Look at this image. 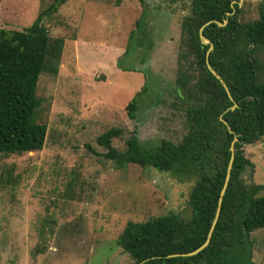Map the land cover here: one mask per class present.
<instances>
[{"label":"rangeland","instance_id":"rangeland-1","mask_svg":"<svg viewBox=\"0 0 264 264\" xmlns=\"http://www.w3.org/2000/svg\"><path fill=\"white\" fill-rule=\"evenodd\" d=\"M52 0H0V28L28 26ZM191 0H64L41 15L50 39L62 47L56 71L43 69L33 120L45 125L39 150L0 152V264H131L116 239L127 221L161 214L186 216L193 182L153 167H115L95 137L113 126L118 150L134 134L155 146L177 143L185 132L184 106L175 96L181 64L180 21ZM239 20L264 10V0H240ZM142 13L143 43L124 53ZM264 79V45L255 51ZM134 68L140 69L136 71ZM145 84L132 117L125 105ZM252 166L245 182L262 184L264 135L242 147ZM253 264H264V228L250 233Z\"/></svg>","mask_w":264,"mask_h":264},{"label":"trees","instance_id":"trees-1","mask_svg":"<svg viewBox=\"0 0 264 264\" xmlns=\"http://www.w3.org/2000/svg\"><path fill=\"white\" fill-rule=\"evenodd\" d=\"M237 1L191 0L190 14L180 21V40L185 38L186 43L178 53L181 64L176 69L174 92L184 106L185 132L177 143L161 139L147 146L132 133L118 150L111 139L121 129L111 126L95 137L103 152L86 147L117 168L134 163L193 180L186 216L167 213L125 223L116 243L131 264H253L250 233L264 228V193L259 194L262 184L241 177L244 168L252 166L242 147L264 135V79L255 55L264 45V10L257 18L240 22ZM63 2L52 0L20 30L0 28V152L35 151L43 145L45 125L33 120L38 105L34 91L43 69L55 73L62 40L49 38L41 15L56 11ZM208 20L224 22L204 25L201 34L211 42L206 60L224 81L231 99L204 64L208 44L199 41L198 28ZM144 35L141 13L123 52L142 45ZM144 90L145 84L126 103L130 117ZM232 101L236 106L229 109ZM232 140L229 177L208 243L192 255L166 256L191 251L205 240Z\"/></svg>","mask_w":264,"mask_h":264},{"label":"water","instance_id":"water-1","mask_svg":"<svg viewBox=\"0 0 264 264\" xmlns=\"http://www.w3.org/2000/svg\"><path fill=\"white\" fill-rule=\"evenodd\" d=\"M239 2L240 0L237 1V5L239 6ZM210 22H215L217 25L221 26L224 24V22H218V21H214V20H208L206 22H204L201 26H199L198 28V38H199V41L201 43H207L208 44V47L205 51V60H204V64H205V67L206 69L210 72V74L212 76H214V78H216L218 80V82L220 83V85L222 86L223 90L225 91L226 95L228 96L229 99H231L230 95H229V91L224 83V81L221 79V77L218 75V73L212 69V67L209 65L208 61L206 60V56L209 52V50L211 49V42L206 39L202 34H201V29L204 25L210 23ZM236 106V103L234 101H232V105L229 107V109H233L234 107ZM219 120H221L222 123L225 124V121L223 119H221L219 117ZM234 140V139H233ZM233 140L231 141L228 149L230 151V156H229V159H228V162H227V165H226V170H225V174H224V178H223V182H222V186L219 190V194H218V197H217V203H216V208H215V212H214V215H213V218L211 220V223L209 225V228H208V231L206 233V237H205V240L199 245L197 246L196 248H194L193 250L191 251H188V252H182V253H170V254H167L166 256H187V255H192V254H195L196 252H198L200 249H202L207 243H208V240H209V237L211 235V232H212V229H213V226L215 224V221H216V218H217V215H218V208H219V204H220V200H221V197H222V194L224 192V188L227 184V180H228V177H229V171H230V166H231V161H232V151H233V146H232V142ZM141 262H138L137 264H140Z\"/></svg>","mask_w":264,"mask_h":264}]
</instances>
